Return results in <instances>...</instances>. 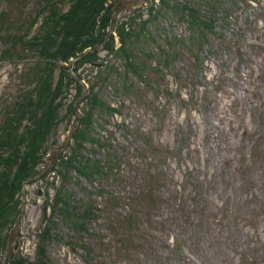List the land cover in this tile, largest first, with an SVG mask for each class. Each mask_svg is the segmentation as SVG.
I'll list each match as a JSON object with an SVG mask.
<instances>
[{"label":"rangeland","instance_id":"374dc122","mask_svg":"<svg viewBox=\"0 0 264 264\" xmlns=\"http://www.w3.org/2000/svg\"><path fill=\"white\" fill-rule=\"evenodd\" d=\"M40 1L27 0L21 9L15 10L14 5L0 0V11L24 19L28 28L39 11ZM150 1L140 9L143 18L150 6L154 10L157 6ZM219 1L229 4L228 0ZM244 1L232 7L227 17H217L215 34L201 48L199 62L195 64L192 55L198 53V48L188 40L184 22L162 9L161 18L154 15L150 20L148 26L152 27L158 48L170 52V68L157 75L158 97L153 91L155 86L132 80V87L139 91L135 97H121L108 88L102 92L103 99L118 107L119 115L96 120L92 130L97 137L108 135L111 149L113 146L116 150L113 152L127 157L120 164V173L134 172L124 177V184L105 182L106 192L126 200L143 188L139 178H127L135 175L137 167L141 173H153V166L158 163L161 181L155 192L156 204L149 211L142 202L144 215L133 216L140 230L134 229L132 233L136 235L128 240L136 246L114 254L111 259L112 249H118L111 243L108 250L107 241L112 235L103 215L89 224L82 244L75 239V229L65 226L58 215H50L47 209L48 218L55 221L50 226L52 237L44 244L49 264H264V0ZM59 2H55L56 9L61 12L67 4ZM130 14H121L117 23ZM4 18L0 17V21ZM174 37L179 39L174 42ZM156 43L149 46L153 53L158 49ZM104 55L100 52L96 57ZM153 65L161 71L165 66L163 54ZM24 67L20 62L0 63V108L19 89V73ZM92 69L82 65L77 72L87 80L94 74ZM169 69L178 75L179 90L175 96L168 94L175 86ZM58 75L56 67L54 76ZM68 86L71 87L63 92L65 106L60 116L74 98L73 86ZM2 118L0 113V125ZM73 121L74 117L63 119L50 144L64 141ZM177 132L183 134V143L178 141ZM71 143L72 140L68 145ZM66 147L63 150L67 152ZM155 150L163 155L157 157ZM113 152L108 151L107 156ZM60 187L56 171L23 186L22 193L13 200L15 204H11V214L15 216L10 215L0 233L4 237L0 242L4 243L0 264H7V237L22 203L19 233L12 244L13 264L34 262L39 235L48 228L42 212L45 200H52ZM95 188L96 183L90 185L83 179L79 185L67 187L75 202H86L89 197L102 209L103 200L95 194ZM126 201L121 202L116 213L129 211ZM135 211L140 213L141 209Z\"/></svg>","mask_w":264,"mask_h":264},{"label":"trees","instance_id":"16d2710c","mask_svg":"<svg viewBox=\"0 0 264 264\" xmlns=\"http://www.w3.org/2000/svg\"><path fill=\"white\" fill-rule=\"evenodd\" d=\"M26 1L10 0L9 2L16 9H21V5ZM55 1H40L39 13L46 15L37 35L29 40L25 38L26 23L10 20L5 13L0 14V17H5L0 21V33L5 32L0 36V40L3 45L8 44L7 48L1 52V61L36 58L34 62L26 63L20 73L22 83L13 101L4 104L0 110L3 115L0 125V233L8 224L10 215L12 218L15 216L11 214V204H15L13 200L20 192L21 182L34 176L40 165L44 163L48 150L51 148L50 138L53 137V132L62 120L59 114L62 93L68 88V84H73V81L71 75L67 71L63 74L65 72L63 71L59 80L53 84V66L57 61L68 62L72 58L80 57L85 49L103 41L114 2V0H71L70 9L66 13H60L56 9ZM240 2L243 0H228L229 4L219 0L184 2L158 0L159 6L155 10L150 6L148 14L151 20L154 15L159 18L164 15L161 9L168 10L178 21L186 24L187 38L191 44L195 45V48H198V53L192 55L193 64H195L201 48L215 34L214 24L217 17L219 15L227 17L229 10L237 7ZM139 17H141L140 13H132L116 25L115 31L120 43L117 51L113 52L112 39L103 47L108 54L114 53L115 60L120 61L119 64H99L96 52H88L75 62L74 71L81 64L92 63L97 67V74L89 81L85 107L79 122L80 128L76 129L72 135L73 141L68 146V153L61 154L55 164L61 187L52 200L46 201L45 209L42 210L48 228L39 235L40 243L36 249V260L30 264H49L44 244L52 237L50 226H53L55 221L48 218L50 215H58L65 226L73 227L77 233L75 239L82 244L89 224L102 215L107 218L109 230L113 234L123 233L133 222L132 212L118 219L112 216L110 206L114 204L113 195L105 192L103 188V183L109 180L117 183L121 181L119 165L123 156L113 152L116 150L113 146L111 149L112 141L108 139V135L97 137L92 129L96 125V120L113 117L117 112V109L103 99V94H98L100 90L105 91L110 88L118 96L135 97L139 91L130 83L134 79L148 87L155 86V93L158 94L159 92H156L157 75L164 69L170 68L168 63L170 52L158 48L152 27L147 25L146 20L137 21ZM177 39L179 38L174 37L172 40L175 42ZM151 43H156L158 48L154 53L149 48ZM167 43L169 44L168 41ZM161 54H163L165 66H162L160 71L156 65L152 64L160 58ZM74 86L78 94L80 85L75 83ZM71 114L70 102L66 106L65 115L69 117ZM25 121L26 124L23 125ZM108 151L113 152L111 156H107ZM100 152L103 153L100 155ZM155 154L159 152L155 150ZM72 173L75 175L70 181ZM82 179L88 184L96 182L95 189L98 192L96 195L106 196L102 209L89 197L86 202L74 201L70 190L67 189L68 184L79 185ZM159 179L158 176L153 175L143 178L150 182L151 188L148 193L150 204L154 202L152 192L154 186H158ZM47 207L51 211L49 216H46ZM3 240L4 237L0 235V242ZM117 241L120 244V241ZM73 243L68 241V244ZM3 246L2 242L0 248ZM14 264L27 263L15 261Z\"/></svg>","mask_w":264,"mask_h":264},{"label":"water","instance_id":"95a60500","mask_svg":"<svg viewBox=\"0 0 264 264\" xmlns=\"http://www.w3.org/2000/svg\"><path fill=\"white\" fill-rule=\"evenodd\" d=\"M143 1L144 0H118L117 3L115 4L114 13H113V15L111 17L110 27H109V30L107 32V36H109L113 21L115 20V18L118 16L119 13H121L123 11H126L128 9L134 8L136 6H139ZM79 98L76 100V102L79 100ZM76 102L74 104V111L76 113V120H75L74 126H75L76 121L78 119L77 110H76V107H75ZM64 144H62L60 147L55 148L52 151L50 162L42 169V171L35 178H37L40 175H42L50 167V165L56 159V157H57L58 153L60 152V150L64 147ZM18 223H19V218H18L17 223L15 225V229L13 231H11L9 239H8V251H9V256H10L9 264H12V257H13L12 241L14 239V235L17 234L16 232H17V229H18Z\"/></svg>","mask_w":264,"mask_h":264}]
</instances>
